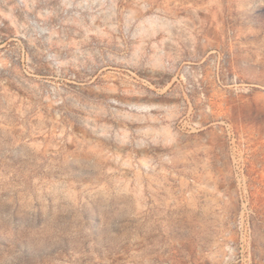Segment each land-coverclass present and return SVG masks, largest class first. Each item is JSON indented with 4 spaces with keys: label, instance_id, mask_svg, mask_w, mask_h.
Instances as JSON below:
<instances>
[{
    "label": "rangeland",
    "instance_id": "rangeland-1",
    "mask_svg": "<svg viewBox=\"0 0 264 264\" xmlns=\"http://www.w3.org/2000/svg\"><path fill=\"white\" fill-rule=\"evenodd\" d=\"M0 264H264V0H0Z\"/></svg>",
    "mask_w": 264,
    "mask_h": 264
}]
</instances>
